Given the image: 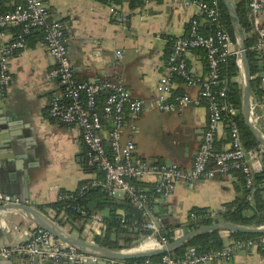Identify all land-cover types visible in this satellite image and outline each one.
<instances>
[{"label": "crops", "instance_id": "crops-1", "mask_svg": "<svg viewBox=\"0 0 264 264\" xmlns=\"http://www.w3.org/2000/svg\"><path fill=\"white\" fill-rule=\"evenodd\" d=\"M22 3L23 0H3L1 8L11 11ZM115 3L118 13H113L110 4L103 0H45L50 18L66 25V43L76 80L98 83L111 79L122 83L133 97L146 100L136 121L137 131L133 133L137 155L152 162H176L191 168L207 126V105L188 104L175 113L159 110L151 100L159 79L165 74L172 40L188 34L191 20L200 17L199 9L182 0H115ZM119 14L124 16L122 21ZM203 23L208 28L204 21L201 26ZM18 28L12 25L6 29L7 41L17 36ZM119 51L123 52L121 58ZM184 56L192 75L206 76L208 64L204 50L191 49ZM8 60L12 80L6 91L0 92V193L40 210L41 206L60 199L62 193L76 191L82 183L97 176V172L88 171V149L80 128L50 116L51 101L63 93V85L49 77L56 62L40 30L30 36L26 48ZM177 87L174 79V89ZM184 88L193 95L200 89L199 86ZM252 97L256 123L264 136V102L253 93ZM110 128V124L104 125L105 136ZM107 145L110 146L109 142ZM216 145L219 150L230 147L229 126L225 121ZM250 163L254 173L260 172L264 167L263 154ZM140 181L146 189L154 186L153 177ZM248 189L239 172L194 182L180 181L173 194L161 198L152 209L163 223V230L171 231L175 239L192 230L189 221L193 208L206 209L217 220L225 204L244 199ZM110 196L120 205L119 214L125 217L130 210L133 213L120 204L129 203L122 192ZM98 205L96 213L108 216L110 208L98 210ZM46 210L40 211L57 222L55 212ZM83 223L80 220L76 226H64L72 236L81 238ZM36 226L18 212H0V256L2 248L29 240ZM231 233L220 230L224 245L236 240ZM120 243L124 244L123 239ZM11 255L4 264H52L47 258L21 252ZM127 263L132 262L118 260L115 264ZM208 264H264V247L240 250L233 257Z\"/></svg>", "mask_w": 264, "mask_h": 264}, {"label": "built area", "instance_id": "built-area-1", "mask_svg": "<svg viewBox=\"0 0 264 264\" xmlns=\"http://www.w3.org/2000/svg\"><path fill=\"white\" fill-rule=\"evenodd\" d=\"M2 1L0 0V92L6 91L12 80L9 57L26 48L28 37L32 32L41 30L43 39L56 62L55 67L49 72V77L63 85V93L51 101L50 116L64 124L80 128L82 141L88 149L87 165L97 166L103 174L102 177L94 176L88 179L80 186V192L90 186L106 188L110 195L122 192L127 201L140 211L141 216L148 217V208H152L161 198L171 196L180 181L194 182L239 172L243 175L247 186L251 187L254 184L255 173L250 162L252 159L261 158L263 150L247 149L236 124L229 126L230 147L219 150L216 145L225 114H237L240 111L233 103L223 100L227 95L226 87L217 88L221 82L220 65L226 62L230 55H235L239 64L240 57L237 42L220 26L219 0H182L186 5L197 6L200 17L191 20L187 37L173 39L167 55L165 74L159 79L156 94L151 100L159 110L175 113L180 112L188 104L207 105L208 122L203 140L192 167L188 169L176 162H152L137 155V144L133 133L137 131L136 121L145 108L146 100L133 97L122 83L111 79L98 83L76 80L66 43V25L62 21L50 18L45 0H23L22 4L16 5L8 12L1 11ZM103 1L110 4L113 13H118L115 0ZM249 6L252 23L250 33L256 36L252 49L264 65V20L262 19L264 0H250ZM119 19L122 21L124 16L119 14ZM202 21L208 26H216V30L203 34L200 31ZM12 25H19L22 30L15 38L7 41L6 29ZM196 48H202L206 53L208 71L205 77L192 75L184 57L185 52ZM117 54L120 58L123 56L122 51ZM175 74L186 79L188 88L199 86L198 94L193 95L185 91L175 95L173 79ZM236 80L242 85L241 71ZM262 81L264 82V77ZM101 93L105 94L102 105L99 100ZM105 124L111 126L107 136L103 134ZM108 142L110 146L107 145ZM146 177L154 179L152 190L140 188L135 183ZM68 197L71 196L61 195L60 199ZM8 202L19 203L18 200L0 193V205ZM82 214L85 216L81 219V222H84V231L80 239L96 244L94 241L96 235L101 234L105 228L104 216L96 212L88 213L85 210H82ZM190 216L196 218L194 213ZM125 221L126 219L122 220ZM54 222L71 235L70 230L67 231L64 225L58 221ZM36 227L29 240L15 247L2 248L1 254L10 256L16 252L28 253L43 259L50 258L52 264H63L64 258L71 264H85L99 259L98 256L85 253L76 246L59 240L49 231ZM143 228L150 233L125 249L139 250L141 244L148 239L155 242L152 248H163L169 244L151 217L145 220ZM257 246H264V235L258 238L235 240L231 245L206 253H200L196 248L190 247L182 255L167 252L160 255L158 260L144 258L127 264H208L233 257L237 251ZM116 261L118 260H110L109 264H115Z\"/></svg>", "mask_w": 264, "mask_h": 264}, {"label": "trees", "instance_id": "trees-1", "mask_svg": "<svg viewBox=\"0 0 264 264\" xmlns=\"http://www.w3.org/2000/svg\"><path fill=\"white\" fill-rule=\"evenodd\" d=\"M210 1V0H207ZM235 9L239 15L241 24L246 34V47L247 53L251 65L252 72V82L251 91L257 97L259 101L264 102V82L262 81L264 75V65L261 58L252 49V45L256 41V36L250 33L252 23L250 18V0H232ZM220 4V26L227 30L236 41L234 29L229 15L222 0H219ZM1 11L8 12L1 8ZM18 34L21 32L22 28L18 25ZM216 30V26H200V31L203 34L212 33ZM190 32V26L188 30L187 37ZM32 32L30 36L33 34ZM43 37V32L40 30ZM17 34V35H18ZM28 37V39L30 38ZM41 36V35H40ZM173 41V40H172ZM172 45V43H171ZM171 49V47H170ZM169 49V51H170ZM202 49V48H196ZM204 50V49H202ZM168 51V53H169ZM205 52V50H204ZM206 55V53H205ZM185 57V56H184ZM190 70V69H189ZM220 72V84L217 88L226 87L227 95L223 98L224 101L231 102L235 107L239 108V113L237 114H225L224 121L228 126L231 124H236L239 127L241 138L244 146L247 149L259 148L258 142L250 129L246 126L244 118L241 113L242 107V85L236 80L240 76V66L237 62L235 55H230L226 62L222 63L219 67ZM192 74V73H191ZM173 79L177 80L178 87L174 89V94H182L185 92L184 86H186V79L175 74ZM100 104L105 100V94L101 93L99 96ZM263 163H264V153H263ZM89 172L96 171L97 176L102 177L101 170L97 167H90ZM137 186L144 188L140 180L135 181ZM84 184V183H82ZM81 184V185H82ZM248 196L244 199H239L230 203L225 204V208L219 212V217L217 220L229 221L235 224L247 225V226H262L264 225V167L263 169L255 173L254 184L249 187ZM254 189L251 191V189ZM153 187L149 190H152ZM62 196H71L65 199H58L46 206H41V211H47L46 209H51L56 214V220L61 224H70L76 226V223L80 221L85 216L82 214V210L88 213H93L90 211L88 205L91 201L98 202V210L105 208H110V213L108 216L104 217L105 228L101 234L96 235L94 241L96 245L110 248V249H125L130 248L134 241L139 240L142 236L148 235L150 231L143 228V223L146 219H150V216H141L140 220H137L134 214L129 211L127 215L122 216L117 212L120 205L117 201L110 196L106 188L100 186H90L86 188L83 192H80V187L76 191H68L61 194ZM194 213L196 218L190 216L189 226L191 229L199 228L204 224H212L217 221L216 218L210 216L209 212L203 208H193L191 214ZM126 219L125 222H122ZM74 228V227H73ZM161 235L170 243L174 240L173 233L168 229H162ZM236 240H243L248 238H258L264 234H245V233H231ZM123 239L124 244L120 241ZM224 240L220 234L219 230L208 231L190 241L187 245L181 246L174 252H170L173 255H182L188 248L194 247L200 253H206L213 250H218L223 248ZM264 247V246H261ZM159 256L152 257L153 260H158ZM143 259L137 260H126L127 262L141 261Z\"/></svg>", "mask_w": 264, "mask_h": 264}, {"label": "water", "instance_id": "water-1", "mask_svg": "<svg viewBox=\"0 0 264 264\" xmlns=\"http://www.w3.org/2000/svg\"><path fill=\"white\" fill-rule=\"evenodd\" d=\"M226 9L229 12L231 17L234 34L236 42L239 48L240 57H239V66L242 76V107L241 113L244 118L246 126L250 129L255 139L258 142L259 147L264 151V136L260 132L256 119L254 116L253 108V97L251 91V82H252V72L251 65L247 53L246 47V34L241 24L239 15L235 9L234 3L232 0H222ZM205 25L204 23L202 24ZM249 190V189H248ZM122 206H127L133 210L134 216L137 220H140L141 213L140 211L131 203H126L121 201ZM98 202L91 201L88 205L91 212L95 213ZM11 211L18 212L23 214L26 218L34 222L37 226L49 231L56 238L61 241L67 242L71 245L76 246L79 250L98 256L99 259L96 261L99 264H108V260H137L144 258H152L154 256H159L167 252H174L181 246L187 245L195 237L213 230H227L233 233H245V234H264V225L262 226H247L235 224L229 221H218L212 224H204L199 228L192 229L186 232L181 237L175 238L172 242L164 246L163 248H149V249H139V250H130V249H110L96 244H92L82 240L80 238L74 237L62 228L59 227L48 215L41 212L36 207L28 205L27 203H15L8 202L3 205H0V212ZM155 209L148 208L149 215L151 219L155 222L159 229H163V223L155 215ZM28 256V253H25ZM12 257L10 256H0V264H4V260ZM47 260L52 261L50 258ZM63 264H70V262L64 258Z\"/></svg>", "mask_w": 264, "mask_h": 264}, {"label": "bare ground", "instance_id": "bare-ground-1", "mask_svg": "<svg viewBox=\"0 0 264 264\" xmlns=\"http://www.w3.org/2000/svg\"><path fill=\"white\" fill-rule=\"evenodd\" d=\"M154 241L153 240H148V241H145L143 242L141 245L144 246L142 249H149V248H152L154 246ZM141 248V246H140Z\"/></svg>", "mask_w": 264, "mask_h": 264}]
</instances>
